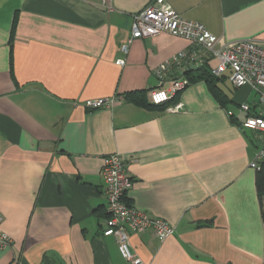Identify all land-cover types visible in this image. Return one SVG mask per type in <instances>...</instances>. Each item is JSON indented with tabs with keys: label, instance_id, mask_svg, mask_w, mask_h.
Instances as JSON below:
<instances>
[{
	"label": "crops",
	"instance_id": "1",
	"mask_svg": "<svg viewBox=\"0 0 264 264\" xmlns=\"http://www.w3.org/2000/svg\"><path fill=\"white\" fill-rule=\"evenodd\" d=\"M151 1L112 0L106 15L99 0H0V230L12 240L0 264H129L102 236L112 153L132 178L126 201L175 229L164 241L130 234L143 264H264L250 167L262 135L234 122L257 95L225 73L216 98L198 76L217 61L184 38L135 39L124 55L132 15ZM164 2L225 42H264V0ZM174 80L187 84L156 108L82 105L136 91L149 104Z\"/></svg>",
	"mask_w": 264,
	"mask_h": 264
},
{
	"label": "built area",
	"instance_id": "2",
	"mask_svg": "<svg viewBox=\"0 0 264 264\" xmlns=\"http://www.w3.org/2000/svg\"><path fill=\"white\" fill-rule=\"evenodd\" d=\"M99 5L106 15L113 12L112 0H99ZM161 34L184 38L194 46L203 49L217 61L215 68L210 70L214 77L228 73L229 81L234 88L249 87L256 93L255 107L241 103L238 106V113L242 129L262 135V146L257 149L256 157L250 164L254 171H259V163L264 159V42L260 43L252 39L225 42L222 37L208 33L200 23L181 17L164 0H153L141 11L132 15L129 37L120 46V50L126 55L133 40L156 37ZM183 57L184 54L180 53L174 56L173 60ZM123 64L124 60L116 61V65ZM162 72L163 68L156 73L159 80L162 79ZM186 84L184 80H174L167 88L150 91L149 104L154 106L166 104L177 92L182 91ZM118 101H123V96L86 100L82 105L87 110L109 109ZM174 110L179 109L175 107ZM227 115L231 117L232 112L228 111ZM100 174L108 214L102 236L114 238L118 252L126 262L143 264L131 251L130 234L151 231L158 240L164 241L174 234L175 229L165 220L151 217L126 201V193L132 187V178L118 153L103 157ZM11 244V238L0 230V250L6 249Z\"/></svg>",
	"mask_w": 264,
	"mask_h": 264
},
{
	"label": "trees",
	"instance_id": "3",
	"mask_svg": "<svg viewBox=\"0 0 264 264\" xmlns=\"http://www.w3.org/2000/svg\"><path fill=\"white\" fill-rule=\"evenodd\" d=\"M11 38H12V36H11ZM10 70L12 72V68H10ZM198 79L205 80L208 83L211 92L214 93L213 95L216 96V98L219 97V95L217 93H215V90H213L214 89L213 85H214V81H215L216 77H214L209 71L205 70L204 73H202L201 75L198 76ZM123 100L130 102L136 106H143V107H149V108L159 107V106H154V105L147 103L145 91H136V92L125 93L123 95ZM234 122L238 126H240V128H241V124H240L239 120H237V121L234 120ZM259 166H260V170L256 171V175H255V187H256L258 199L262 203V210L261 211H262V220L264 222V206H263V202H264V159L260 161ZM107 217H108V215H107Z\"/></svg>",
	"mask_w": 264,
	"mask_h": 264
},
{
	"label": "rangeland",
	"instance_id": "4",
	"mask_svg": "<svg viewBox=\"0 0 264 264\" xmlns=\"http://www.w3.org/2000/svg\"><path fill=\"white\" fill-rule=\"evenodd\" d=\"M261 136L259 137V139L256 140V142L258 143V145H261L263 141H261ZM263 206H264V202H263Z\"/></svg>",
	"mask_w": 264,
	"mask_h": 264
}]
</instances>
